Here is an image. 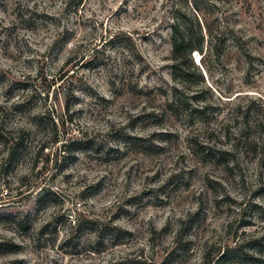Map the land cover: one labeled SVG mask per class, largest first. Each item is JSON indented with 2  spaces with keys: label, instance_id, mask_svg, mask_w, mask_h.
Wrapping results in <instances>:
<instances>
[{
  "label": "rangeland",
  "instance_id": "1",
  "mask_svg": "<svg viewBox=\"0 0 264 264\" xmlns=\"http://www.w3.org/2000/svg\"><path fill=\"white\" fill-rule=\"evenodd\" d=\"M182 14L225 36L191 56L188 120L165 111ZM120 128L154 152L123 147ZM69 139L114 152L62 159ZM82 220L127 234L96 246ZM263 237L264 0H0V264H162L177 243L166 264H242L217 259Z\"/></svg>",
  "mask_w": 264,
  "mask_h": 264
},
{
  "label": "trees",
  "instance_id": "2",
  "mask_svg": "<svg viewBox=\"0 0 264 264\" xmlns=\"http://www.w3.org/2000/svg\"><path fill=\"white\" fill-rule=\"evenodd\" d=\"M180 16L185 15H173L171 17L172 22L168 27L170 40V60L172 62L171 77L174 81H178L180 86L175 85L170 89L171 99L170 101H166L165 111H170L173 115H176L175 112H182V114H184V117L188 120V118H190L193 113L197 111L196 109L190 108L188 106V102L190 100L193 101L194 99L197 100V97L196 95L195 97L187 96L185 94L186 91L183 90L184 88L181 87V85L183 86V84L189 81V71L197 69L191 60V56L194 53L202 55L204 47L206 50L209 49L210 51L218 48L221 39L224 43L225 36L223 33L218 36H212L205 24L201 28L200 24L196 20H193L195 26L192 27L191 23H185ZM125 38L127 39V41H130V38L128 36H126ZM119 39V37L114 36L105 44H112L115 40ZM67 43L68 42H66V44ZM71 55L72 56L67 60L66 63H73L75 61H77L75 63H78L87 60L86 57L77 60V52H73ZM204 56H202V58ZM137 58H140L139 54L137 55ZM95 60L96 57L92 58L90 63L92 64V62H94ZM73 68H76V65H72V71ZM132 93L134 92L132 91ZM136 94L140 93L136 92ZM75 100L76 95L73 90V85L72 83H69L68 88L66 89V95L63 105V113L65 116L64 119L66 121L72 120L73 111L71 110V108L73 107ZM168 136L169 135L167 133L165 135H162L163 138H166ZM149 139L150 138L144 139L136 135L132 136L127 133L124 128L119 129L118 141H120L123 147H127L130 150H135L146 154L153 153L154 151L152 148L154 147V145L150 143ZM94 140L95 139H69L63 141L61 143V146L59 147L58 156H62L61 158L63 159L65 156H74V154L76 153H80L85 150H91L94 147L100 155L105 157H108L112 152H114L113 148L105 149V147L101 146L99 143H97V141ZM188 141L196 145V147L198 146V140L195 137H189ZM97 144L99 145V147L96 146ZM114 148L119 149V147ZM203 153H206L202 154L203 160H208V156H211L209 151L204 150ZM169 176L167 182H171L172 178L177 177L176 174H170ZM179 224L182 225V221H178V225ZM82 229H86L90 234H93L94 244H96V246H102V244L108 242H112L113 245H117L119 242L118 240H120V238L122 237V233L127 234V231L121 230L120 227L113 224V221L109 224H103L96 220L77 221L76 231L78 232ZM260 241L262 242L258 243V241H249L247 243L241 242L240 244H235L234 247H230L222 251V254L219 255L217 261L219 260L227 262L228 260H233L242 264H264V237L263 239L261 238ZM7 250L8 251H6V253L12 252L9 251V249ZM181 250L182 248L179 246V243H177L175 248H172L170 251L166 252V258L164 259V262L162 264H166L168 261L174 260ZM187 250L188 249H184V252Z\"/></svg>",
  "mask_w": 264,
  "mask_h": 264
}]
</instances>
